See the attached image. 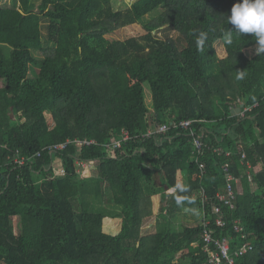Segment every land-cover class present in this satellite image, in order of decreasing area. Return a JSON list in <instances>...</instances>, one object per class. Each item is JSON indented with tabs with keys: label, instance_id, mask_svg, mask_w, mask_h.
<instances>
[{
	"label": "trees",
	"instance_id": "trees-1",
	"mask_svg": "<svg viewBox=\"0 0 264 264\" xmlns=\"http://www.w3.org/2000/svg\"><path fill=\"white\" fill-rule=\"evenodd\" d=\"M116 1L0 6V264H206L204 229L233 250L246 241L236 221L254 246L236 264H264V54L250 34L226 43L237 0ZM165 25L177 37L155 33ZM191 130L206 143L198 159ZM68 139L97 143L43 150ZM226 168L238 179L232 207L217 198ZM108 215L121 218L116 233Z\"/></svg>",
	"mask_w": 264,
	"mask_h": 264
},
{
	"label": "built area",
	"instance_id": "built-area-1",
	"mask_svg": "<svg viewBox=\"0 0 264 264\" xmlns=\"http://www.w3.org/2000/svg\"><path fill=\"white\" fill-rule=\"evenodd\" d=\"M252 107H247L244 109L243 113L245 111L251 110ZM194 124V120H184L179 123L180 127L185 129H190L192 125ZM169 126L167 124H162L159 126H156L155 128H152L148 131V135H155L159 136L161 133H164L168 130ZM191 134L194 136V152L196 153L197 159L199 156L204 152V147L206 146V143L202 139V136L197 134L194 130H191ZM123 140H127L129 138L128 132L124 130V133L122 135ZM160 138V137H159ZM114 146L118 147L121 145V141L113 139ZM97 141L95 139H68L64 142L53 144L49 147L44 148L43 150H47L48 152L55 153L59 151H63L69 147L70 144H75L77 147H83L85 145H91L96 144ZM42 151L37 152L34 154V156H41ZM229 155L230 152H227ZM14 162L18 165H23L27 163L28 161H31V158H26L22 156H15L13 158ZM246 160V154L242 153V161L245 162ZM247 167L249 169L251 168V164L249 162H245ZM226 179H227V194L219 193L217 195V198L219 201L223 202L225 205L233 206V198L234 196V189H233V181H237L238 179L232 174L231 171H229L226 168ZM214 212L221 214L222 213V205L221 203H216L213 205ZM217 224L223 225V219L221 215L217 218ZM204 225L209 226V219L204 220ZM234 230L236 233L240 234V238L246 239V241H243L240 246H238L236 249L231 248V237H217L215 236V230L212 228L204 229V251L208 254L206 264H236V259L240 256H243L244 254L251 251L254 246L250 243L248 240V234L245 230V227L243 224H241L239 221L235 222Z\"/></svg>",
	"mask_w": 264,
	"mask_h": 264
},
{
	"label": "clouds",
	"instance_id": "clouds-1",
	"mask_svg": "<svg viewBox=\"0 0 264 264\" xmlns=\"http://www.w3.org/2000/svg\"><path fill=\"white\" fill-rule=\"evenodd\" d=\"M230 30L226 35V43H232V32L241 36L250 34L256 40L255 54H264V0H237L228 15ZM206 34L201 33L198 43L203 45ZM237 79L244 78L243 70H237Z\"/></svg>",
	"mask_w": 264,
	"mask_h": 264
},
{
	"label": "rangeland",
	"instance_id": "rangeland-1",
	"mask_svg": "<svg viewBox=\"0 0 264 264\" xmlns=\"http://www.w3.org/2000/svg\"><path fill=\"white\" fill-rule=\"evenodd\" d=\"M14 1L15 0H0V6H7V7L13 6ZM132 1H134V0H117L115 6L119 7V8L124 7L127 4L131 3ZM40 3H41V0H36V4H40ZM164 10H165V7H160L157 11L146 15L145 20L148 21V20L158 16ZM47 25H48V21L44 20V22L42 23V27H43V33L45 36H47V34H48ZM155 33L163 39H169V38L177 37V33L175 31V28H173L172 26H169V25H165V26L159 28L158 30L155 31ZM3 46L7 47L6 45H3ZM217 51H219V54L221 57L224 55L222 45H220V44L217 45ZM147 91L150 94V95L149 94L147 95V103H148V106L151 107V93H150L149 88H147ZM46 116H47V119H48L50 126L53 127L55 123H54V120H53L51 113L47 112ZM86 168H88V169L85 170ZM78 171L83 172V174L86 176L88 174H91L92 170H91V166L89 164L78 162ZM108 208H109V212L112 213L114 208L112 206H109ZM196 216H197V214H196ZM180 219H182V216H181V218H179V220H177V219L175 220V224H176V222L177 223L180 222L181 221ZM194 219L195 218L193 217V220ZM120 225H121V218L120 217L111 216V215L107 216L105 228L108 232L116 233L117 231H119ZM155 229L156 228H155L153 218L150 220L146 219V222L144 225V233L155 232Z\"/></svg>",
	"mask_w": 264,
	"mask_h": 264
},
{
	"label": "water",
	"instance_id": "water-1",
	"mask_svg": "<svg viewBox=\"0 0 264 264\" xmlns=\"http://www.w3.org/2000/svg\"><path fill=\"white\" fill-rule=\"evenodd\" d=\"M242 108H243V104H241L240 107H238L236 111L238 113H240L242 111ZM233 112H235V111L233 110Z\"/></svg>",
	"mask_w": 264,
	"mask_h": 264
},
{
	"label": "crops",
	"instance_id": "crops-1",
	"mask_svg": "<svg viewBox=\"0 0 264 264\" xmlns=\"http://www.w3.org/2000/svg\"><path fill=\"white\" fill-rule=\"evenodd\" d=\"M157 205H158V203L154 204V209H155V207H157Z\"/></svg>",
	"mask_w": 264,
	"mask_h": 264
}]
</instances>
